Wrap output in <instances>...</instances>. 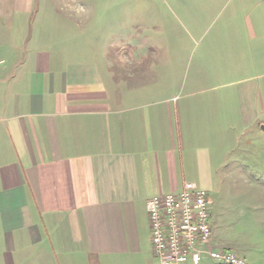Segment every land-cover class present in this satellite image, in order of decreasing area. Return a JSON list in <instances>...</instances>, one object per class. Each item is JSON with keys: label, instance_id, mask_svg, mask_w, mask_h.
<instances>
[{"label": "crops", "instance_id": "0c3cea01", "mask_svg": "<svg viewBox=\"0 0 264 264\" xmlns=\"http://www.w3.org/2000/svg\"><path fill=\"white\" fill-rule=\"evenodd\" d=\"M246 21L237 35L250 58L260 32ZM138 25L113 45L83 29L0 58V264H157L146 200L208 186L235 115H257L255 79L240 89L245 111L178 103L155 59L168 39Z\"/></svg>", "mask_w": 264, "mask_h": 264}, {"label": "rangeland", "instance_id": "374dc122", "mask_svg": "<svg viewBox=\"0 0 264 264\" xmlns=\"http://www.w3.org/2000/svg\"><path fill=\"white\" fill-rule=\"evenodd\" d=\"M123 1L0 0V58L17 60L36 40L41 44L55 37L64 41L83 29L93 36L100 29L106 45H113L119 38L124 42L127 30H141L138 24L147 23L155 34L160 31L168 39L166 51L156 52L155 59L165 56L171 94L178 103L185 95H194L197 111H245L240 89L245 80L255 79L259 99L251 111L257 115L248 123L235 115L233 132H228L233 139L228 137L210 184L202 188L211 200L216 236L212 246L233 252L245 264H264V0H132L120 4ZM149 1L154 3L147 7L144 2ZM69 16L78 20L66 23L63 17ZM248 17L260 32L259 51L251 43L250 58L246 56L250 46L240 43L237 35L240 28L247 30ZM186 26L197 30L186 36L182 31ZM218 30L222 31L219 37L215 35ZM193 79L199 82L191 83ZM199 264L213 263L202 259Z\"/></svg>", "mask_w": 264, "mask_h": 264}, {"label": "built area", "instance_id": "2783aa9c", "mask_svg": "<svg viewBox=\"0 0 264 264\" xmlns=\"http://www.w3.org/2000/svg\"><path fill=\"white\" fill-rule=\"evenodd\" d=\"M210 199L202 188L187 186L179 193L146 200L151 253L157 264H245L227 249L212 246Z\"/></svg>", "mask_w": 264, "mask_h": 264}]
</instances>
